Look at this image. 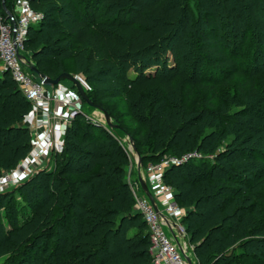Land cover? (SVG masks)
<instances>
[{
  "label": "trees",
  "instance_id": "1",
  "mask_svg": "<svg viewBox=\"0 0 264 264\" xmlns=\"http://www.w3.org/2000/svg\"><path fill=\"white\" fill-rule=\"evenodd\" d=\"M219 1L224 7L230 8L227 16L230 15L237 35L242 30L243 18L237 11L238 2L248 4L252 9L254 26L264 32V0ZM16 2L14 0L13 4V1L5 0V6L13 11ZM167 2L168 0H87L85 7L81 8L80 0H32L33 8L46 12V15L43 23L30 30L38 29L44 24L48 26L45 30H37L38 38L43 39L44 46L33 54L36 60L39 59L37 68L41 73L49 78H56L62 71L51 55L57 49L51 47L50 43L55 34L62 32V29H56V25L65 22L70 23L66 31L75 45L86 48L81 71L87 73L104 65L106 68L99 69L98 73L109 75L113 70L124 72L125 75L119 79L123 89L117 88L109 92L106 89L107 83L98 81L95 98L105 102H111L119 96L127 99L126 110L119 118L127 119L131 128L136 126L132 136L144 162H156L165 155L182 156L193 150L214 154L218 145H214L213 141L219 137L215 134L205 136L204 132L213 123L207 117H196L189 103L195 88L199 87L209 90V106H214L212 100L216 98L218 83L209 81L208 85H204V74L216 73L215 70L221 67L239 71L238 61L230 55L227 45L207 30L200 32L201 51L196 55L188 53L186 46L190 40L185 38V32L191 26L190 21H185L188 18L183 20L185 27H182L181 32L174 33V43L170 47L165 49L167 38L155 33L150 37V49L146 52L143 49L144 52H141L138 45L140 40L136 35L138 27L135 26L146 25L149 20H159L162 22V32L163 26L176 16V12L168 8ZM57 3L68 5L77 13V17L70 20L71 13L60 11L56 19L49 17L47 21V11H52V6ZM1 8L4 11L2 4ZM117 8V15L110 17ZM217 25L220 26V22ZM103 26H126L134 30L125 49L139 50L135 56L142 62L136 69V77H128L131 66L127 62L112 65L106 34L101 30ZM55 53L57 57L63 51ZM44 55L51 57L40 59ZM203 62L213 64L218 69L208 67L202 72ZM160 65L165 66V69H159ZM154 66L157 70L147 73ZM190 69H193V76L185 78L184 102L181 103L172 97L174 84L177 79L183 78L185 70L188 72ZM238 86L243 94L249 86L254 89V82L241 77ZM30 109L31 104L11 75L4 73L0 76V177L6 171L16 169L32 150V131L26 123ZM79 123L77 121L76 126L68 132L73 135L75 143L63 152L57 151L58 173L54 175L41 172L19 184L17 191L29 207L23 210L10 203L3 210L0 208V258L6 259L3 264H151L149 233L142 237H137V234L125 235L123 222L126 219L120 225H115V218L120 213L131 216L133 209V193L123 178L125 166L129 165L126 151L115 137L110 135L111 137L106 138L104 134L107 132H103V135L98 132L97 125L84 123L80 126ZM229 132L238 135L239 130L231 127ZM206 140H209L208 143ZM262 150L264 149L257 145H247L245 149L236 147L217 154L216 159L221 164L216 166H204L189 160L182 165L167 168L165 182L174 190L178 204L187 210L183 216V224L187 233L191 234L192 241L196 243L208 231L213 233L207 241L196 246L202 262L241 264V260L250 258V262L254 260L255 264H264V257L257 258L255 253L248 254L243 250L248 244L258 247L264 254V241L261 239L247 242L242 240L245 236L264 230L260 225L251 227L259 221L254 216L256 209L253 208L247 215L239 218L238 226L235 225L233 216L230 215L235 211L232 208L234 201L229 200L225 184L230 181L254 187L259 178L263 179ZM2 201L0 195V204ZM139 215L141 216L140 213ZM134 217L133 215L132 218ZM144 224L146 226L145 222ZM216 234H220L222 238L216 239ZM53 236V250H50Z\"/></svg>",
  "mask_w": 264,
  "mask_h": 264
},
{
  "label": "rangeland",
  "instance_id": "2",
  "mask_svg": "<svg viewBox=\"0 0 264 264\" xmlns=\"http://www.w3.org/2000/svg\"><path fill=\"white\" fill-rule=\"evenodd\" d=\"M11 1H13L14 4V0ZM85 1L80 0V2L82 3L80 4L81 8L85 7ZM167 3L168 8L176 12V16H174V18L170 20L168 24L163 26L164 28L162 32L160 31V24L162 22L159 20H149L146 25L135 26L138 27V32L136 30V35L138 40H140V43H138V45L140 46L139 48L142 49L141 52H144L143 49H145V52L150 49V37L154 36L155 33H160L161 36L164 35V39L167 38L166 41L168 42L167 44H165L166 46H164L165 49L166 47H170L174 43V40H172L174 39V33L181 32L182 27H185L183 20L185 18H188L185 19V21H190L191 26H188L189 30L185 32V38L190 40L188 41V44L186 46L187 51H189L188 53H190V55H196L201 51L200 44L202 43V39H200V32L207 30L211 33L212 36H216L221 40L223 44L227 45L226 49L230 52V55L238 61V72L236 69L232 68L225 69L221 67V69H218L215 68V65L213 64L207 65L205 64V62H203L202 72H205L204 70H207L208 67H211L212 69H218L215 70L216 73L211 74L209 72L208 74H204L203 78L204 80H206L203 82L204 85H208L210 83L209 81L218 83L216 98L212 100L214 106H209V101L211 99V93L209 92V90H205L199 87L195 88L194 95L192 96L189 103L190 108L193 110L196 117H207L209 122L211 121L213 123L210 126L206 127L204 132L205 136L215 134L219 137L217 140H215L217 141V143L213 141L214 145H218L214 154H209L208 152H204L203 150H193L187 152L182 156L165 155L162 159L156 162H144L141 157L140 163L138 157L139 152L137 151L135 145V139L132 136V134L136 130V126L131 128L130 123L127 121V119L119 118V116L123 115L124 111L126 110L125 102L127 99H125L123 96H119L111 102H105L101 100L97 101V99L95 98V89L98 81H104L105 83H107L106 89L109 92L114 91L117 88L123 89V84H121L119 79L120 76L125 75L124 72H122L121 70H113V73L109 75L98 73L97 71L99 69L106 68V66L104 65H99L98 70H89L87 73L81 71L80 67L82 66V63H84L83 57L86 54V48H80L75 45V41L68 35V32L66 31V29L70 27V23L65 22L64 24L56 25V29H62V32L55 34L54 40L50 43L51 47L57 49V51H52L51 55L54 56L53 58H55L56 65H58V67H61L60 69H62L60 74L70 73L77 77L78 80L81 81L90 99L101 105L110 114L111 122L114 125H118L119 128L117 129L109 126L106 120L105 113L89 105L79 95L74 83L67 79L61 80L60 83L56 85L57 88H61L67 93H76L78 95L81 108L80 118L73 120V122L69 126H65V128L62 129L63 133L61 137L55 139L56 144L54 150L52 152H49L44 160L36 162V164L31 167L32 172L26 179H24L23 181H19V177L15 176L14 179L15 181H17V183L9 186L4 185L0 182V195H2L3 200L0 204V208L2 210L5 207L10 206V203H14L16 207H21L23 210L26 209L27 207H29V205L23 199L21 193L17 191L19 184L41 172L45 174L54 173V175L58 173V171L56 170L57 151L63 152L65 151V149H69L72 143H75L73 135L69 134L68 132L69 129H73L76 126L77 121L80 122V126H83L84 123L97 125L98 127H96V129L98 130V132H101L102 135L103 132H107L104 134L106 138L111 136L115 137L118 140L119 144L126 151L129 157V165L125 166L126 172L123 178L125 182H127L130 186V189L133 193L134 202L136 196L146 195L141 187L140 178H143L146 181V170L150 164L164 162L171 156L181 158L187 154H193L196 155V157H193L190 160L196 161L197 163H202L204 166H216L219 163L221 164V162L216 159V155L222 153L225 150L236 147L245 149L247 145H250V147H254L255 145H257L261 149H264V32H260V30H258V28L254 26V18L251 14L252 9L248 7V4H245L244 2H238L237 11L239 14L243 15V18L241 27L242 30L239 32L240 34L237 35L238 32L236 33V30L233 27V22L230 18V15L227 16L230 8L228 9L224 7L222 5L223 3L221 4L219 0H168ZM60 11L71 13V16H69L70 20H73V18L77 17V13L68 5L63 6L57 3L52 6V11H47V21H49L50 18L56 19ZM118 11V8L115 9L110 17H115ZM186 13H190L191 15H187ZM44 14L46 15V12ZM219 22L220 26L217 25ZM47 27V24H44V26H40L38 27V29L35 28L36 30L33 29L28 32L25 55L26 57L31 58V66H38L37 63L39 59L36 60L33 57V54L34 52H38L44 46L42 42L43 39L38 38L39 35L37 30H45L47 29ZM101 30L106 34L107 50L111 55L112 65H121L122 63L127 62V65L131 66L127 73L128 77H136V69L142 62V60L138 58V56H135L137 54V51L139 50L134 49L129 51L128 49H125V44H128V42L131 40V36L134 30L129 29L126 26H103L101 27ZM58 51H63V54L56 57L55 52ZM151 53L154 55L153 52ZM44 57L51 56L44 55L41 56L40 59ZM161 68L165 69V66L160 65L159 69ZM149 69L153 70H149L147 73H152L157 70V67L154 66V68L152 67ZM2 70V64L0 63V76L4 74ZM192 70L193 69H190V71L188 72L185 70L182 74L183 78H179L175 81L174 93L172 97L176 98L178 102H184V85L186 84L185 78L193 76L191 72ZM241 77H247L249 80L254 82V89L249 86L245 89V92L243 93L244 95L242 94V92L240 91L241 89H239L238 86ZM189 79L188 81H190ZM53 88V86H47L48 92L52 93ZM32 111L33 107L31 105L29 113H31ZM233 121L235 123H233ZM231 127H235V130H239L238 135H234L229 132L231 130ZM31 135L35 146L32 147V150H30L27 157H31L34 150H36L35 148L38 147V143L37 141H35L37 137L36 134ZM128 141H133V149L130 148V144L128 143ZM208 141L206 140V143H208ZM262 152H264V150H262ZM73 155L77 156L78 154L73 153ZM139 155L141 156L140 153ZM262 156H264V153ZM187 162H189V160H187L185 163ZM258 180L255 182L254 187L246 186L245 184H237L236 182H225L228 187L227 193H229V200L234 201L232 208L234 207L235 211H233V213H231L230 215L233 216V220L236 223L235 225L237 226L239 218L241 219L243 215H247L249 211L255 208L256 212L254 216L257 221H259L258 223H253L251 227L254 228L257 225H260L261 228H264V178H259ZM138 183L140 184V189L136 190L135 196L133 192V186L138 185ZM167 187L170 186L167 184ZM150 188L152 189V187ZM152 190L153 192L157 191L155 189ZM171 191L174 194V190L172 188ZM5 196H7L6 201ZM134 202L132 204V215L128 216V214L120 213L115 218V225H120L121 221L123 219H126L123 222L124 234L127 236L137 234V237H142L143 235L148 234V229L144 224L143 218L141 217L142 215L140 216L138 210L136 209V202ZM182 208L184 209L185 214L187 210L184 206H182ZM133 215L135 216L134 218H132ZM228 225H230V223H228ZM208 232L209 233L207 235H205L201 239L196 240V243L192 241L191 234L188 233V243L190 245L188 252L192 264H206L199 258V255L196 252V246L204 241H207L208 238L211 237L213 233L211 234V231ZM215 238L221 239L222 236L220 234H216ZM257 239H261V241H264V230H261L260 232L257 231L255 234H251L249 236H245L242 240L243 242H247L250 240L257 241ZM53 242L54 236L51 237L50 250H53ZM243 250H246L248 254L255 253L257 255V258L264 257V254L256 246H248V244H246ZM208 255L211 254L208 253ZM217 255L221 256L222 254ZM5 261V258H0V264H3ZM255 261H257V259ZM239 263L255 264L254 260L253 262H250V258L241 260ZM27 264H36V262H28Z\"/></svg>",
  "mask_w": 264,
  "mask_h": 264
},
{
  "label": "built area",
  "instance_id": "3",
  "mask_svg": "<svg viewBox=\"0 0 264 264\" xmlns=\"http://www.w3.org/2000/svg\"><path fill=\"white\" fill-rule=\"evenodd\" d=\"M1 4L3 0H0V63L3 73H9L18 84L34 113L42 119L58 121L64 128L69 126L81 114L78 95L67 93L56 86L49 93L45 81L31 70V58L25 55L28 32L31 27L43 23L44 12L34 9L32 0H18L13 11H9L6 6H3V11ZM29 127L32 131L45 128L41 121ZM55 139L54 129L51 125L46 126L45 137L38 142L33 155L26 157L16 169L6 172L0 182L9 186L17 183L15 176L19 177V181L26 179L32 172L31 167L54 150ZM129 143L133 149L132 143ZM193 157L196 155L187 154L181 158L171 156L164 162L147 167L145 179L149 188L157 190L153 192L150 188L157 207L146 195L136 196V190L140 189L139 183L133 186L136 209L142 215L151 239V264H190L187 260L190 247L188 233L183 224L184 210L176 201L171 188L167 187L165 174L167 168L182 165Z\"/></svg>",
  "mask_w": 264,
  "mask_h": 264
},
{
  "label": "water",
  "instance_id": "4",
  "mask_svg": "<svg viewBox=\"0 0 264 264\" xmlns=\"http://www.w3.org/2000/svg\"><path fill=\"white\" fill-rule=\"evenodd\" d=\"M3 6H5V0H3ZM31 70L39 77V79L45 81L47 86H56L60 83L61 80L63 79H67L70 80L72 83H74V85L77 88V91L79 93V95L91 106L103 111L105 113L106 116V120L107 123L109 124V126L114 127V128H119L118 125H114L111 122V116L110 114L99 104L94 103L90 97L87 95L81 81L78 80L77 77H75L74 75L70 74V73H62L60 74L58 77H56L55 79L53 78H49L46 75H44L43 73L40 72V70L35 67V66H31ZM132 145L134 144L133 141H131ZM134 146V145H133ZM135 150V147H134ZM138 157H139V162L141 163V156L138 153ZM141 166V164H140ZM140 184L142 189L144 190V192L146 193V195L149 197V199L152 201V203L155 205V207H157V203L155 200V197L152 193V191L150 190L148 184L146 183V181L143 178H140ZM187 260L190 264H192L190 257H187Z\"/></svg>",
  "mask_w": 264,
  "mask_h": 264
},
{
  "label": "crops",
  "instance_id": "5",
  "mask_svg": "<svg viewBox=\"0 0 264 264\" xmlns=\"http://www.w3.org/2000/svg\"><path fill=\"white\" fill-rule=\"evenodd\" d=\"M63 88H66V87H63ZM40 121L44 124L45 128L43 127L42 129H40L38 131H33V133H32V134H36L37 137H36L35 141H37V143L40 140L43 141V139L45 137L46 126H49V125H51V127L54 129L55 138L57 139L58 137L59 138L61 137V135L63 133L62 129L64 127H63V125L60 122L55 121V120H51V119L50 120L49 119H44V118L42 119V117H40L39 115L34 113V110L31 113H29V115L26 118V123L29 124V125H33L34 123L40 122ZM40 143L42 144L43 142H40Z\"/></svg>",
  "mask_w": 264,
  "mask_h": 264
},
{
  "label": "bare ground",
  "instance_id": "6",
  "mask_svg": "<svg viewBox=\"0 0 264 264\" xmlns=\"http://www.w3.org/2000/svg\"><path fill=\"white\" fill-rule=\"evenodd\" d=\"M128 143H129V141H128ZM130 144V143H129Z\"/></svg>",
  "mask_w": 264,
  "mask_h": 264
}]
</instances>
